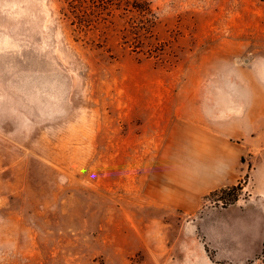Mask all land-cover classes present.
<instances>
[{
	"label": "rangeland",
	"instance_id": "obj_1",
	"mask_svg": "<svg viewBox=\"0 0 264 264\" xmlns=\"http://www.w3.org/2000/svg\"><path fill=\"white\" fill-rule=\"evenodd\" d=\"M91 1L0 0V264H264V0Z\"/></svg>",
	"mask_w": 264,
	"mask_h": 264
},
{
	"label": "trees",
	"instance_id": "obj_2",
	"mask_svg": "<svg viewBox=\"0 0 264 264\" xmlns=\"http://www.w3.org/2000/svg\"><path fill=\"white\" fill-rule=\"evenodd\" d=\"M93 1V2H92ZM92 4L94 7H98L96 4V1L92 0ZM110 2H112V0H109ZM108 2V1H107ZM101 3H105L104 0H101ZM128 4H132V8L134 10H136L137 12L141 13V14H151V10L149 7V3L147 2V0H132V2H127ZM105 8L106 6H101L99 5V8ZM85 16H83L84 18ZM88 18V16L86 17ZM89 19V18H88ZM85 22H87V20H84Z\"/></svg>",
	"mask_w": 264,
	"mask_h": 264
},
{
	"label": "crops",
	"instance_id": "obj_3",
	"mask_svg": "<svg viewBox=\"0 0 264 264\" xmlns=\"http://www.w3.org/2000/svg\"><path fill=\"white\" fill-rule=\"evenodd\" d=\"M222 143H225V142H222ZM223 150H227V149H226V147H224V149H223ZM229 151H231V150H229ZM231 159H233V158L231 157ZM233 160H235V159H233Z\"/></svg>",
	"mask_w": 264,
	"mask_h": 264
}]
</instances>
